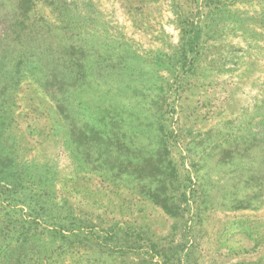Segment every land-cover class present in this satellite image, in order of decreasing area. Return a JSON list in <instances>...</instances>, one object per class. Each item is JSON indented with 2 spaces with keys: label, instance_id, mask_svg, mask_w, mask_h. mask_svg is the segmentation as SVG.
<instances>
[{
  "label": "rangeland",
  "instance_id": "obj_1",
  "mask_svg": "<svg viewBox=\"0 0 264 264\" xmlns=\"http://www.w3.org/2000/svg\"><path fill=\"white\" fill-rule=\"evenodd\" d=\"M0 264H264V0H0Z\"/></svg>",
  "mask_w": 264,
  "mask_h": 264
}]
</instances>
